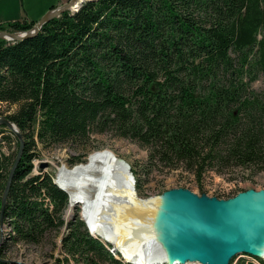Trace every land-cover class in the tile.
I'll return each instance as SVG.
<instances>
[{
  "label": "trees",
  "instance_id": "trees-1",
  "mask_svg": "<svg viewBox=\"0 0 264 264\" xmlns=\"http://www.w3.org/2000/svg\"><path fill=\"white\" fill-rule=\"evenodd\" d=\"M35 22L0 30L27 31ZM260 75L264 0H85L33 36L0 39V104L15 106L5 118L23 139L1 210L19 140L6 154L2 142L12 134L0 131V264H21L8 259L11 247L40 245L64 225L62 246L75 263H125L81 231L78 216L64 223L68 195L51 173L33 174L38 144H75L74 165L97 148L94 135L110 131L147 150L146 174L181 167L199 193L209 171L264 170V89L251 90Z\"/></svg>",
  "mask_w": 264,
  "mask_h": 264
},
{
  "label": "water",
  "instance_id": "water-1",
  "mask_svg": "<svg viewBox=\"0 0 264 264\" xmlns=\"http://www.w3.org/2000/svg\"><path fill=\"white\" fill-rule=\"evenodd\" d=\"M84 1L67 0L48 10L27 31L0 30V39L19 41L33 36L47 20L66 10L77 11ZM0 124L5 125L19 140V149L2 195V210L23 150V139L10 120L0 117ZM65 193L69 205V194ZM145 200L156 203V207L148 212V227L140 225L147 231L130 230L129 223L126 226V223L112 221L108 225L109 235L115 237L117 244L109 238L98 237L105 248L115 254V258L134 264L125 254L147 256L152 253L148 248L152 247L164 255L163 263L166 264H230L234 257L243 254L264 262V189L249 188L231 197L219 198L176 187ZM3 261L11 262L7 259Z\"/></svg>",
  "mask_w": 264,
  "mask_h": 264
},
{
  "label": "rangeland",
  "instance_id": "rangeland-1",
  "mask_svg": "<svg viewBox=\"0 0 264 264\" xmlns=\"http://www.w3.org/2000/svg\"><path fill=\"white\" fill-rule=\"evenodd\" d=\"M63 1L64 0H0V24L6 25L11 21H38L51 7L60 6L67 0ZM263 89L264 77L260 75L251 84V90L255 93H259ZM14 109L15 106L7 107L6 104H0V117H5L6 114ZM1 125L3 124H0V131L9 130L5 125V127ZM10 133L12 134V139L10 143L2 142V151L6 154H15L17 151V137L11 131ZM3 134H6V132L0 133V137ZM89 144L97 146V148L89 151L85 155L82 163L74 165L69 164V159L79 154L75 149V144L68 143L62 148L55 149H44L38 144L33 150L36 154L33 159V174L40 171L43 173H51L53 175V182L59 185L57 180L59 171L70 172L77 167L85 166L94 155L106 154L111 156L118 163L123 164L129 175L130 172L132 173L134 184H136L135 181L138 176L139 185H134V189H132L133 185L132 187L130 186V189H132V194L130 193V195L134 199L145 200L146 198H153L167 189L176 187L188 188L199 194V188L194 181V177L181 167L176 169L160 167L146 174L142 166L147 159V150L130 139L114 137L109 131L105 134L94 135L89 140ZM255 169L256 168H232L221 172L209 171L202 177L203 191L209 196L220 195L221 198H227L235 195L239 191L249 188H254L256 190L264 189V170L257 171ZM70 205L72 207L71 214L67 216L66 212ZM70 205L66 206L62 212L61 217L64 223L76 222V216L84 223V219L86 220L84 216V199H75ZM87 226L84 224L80 230L84 231L85 229L89 235L90 230L94 236H97L90 229L88 222ZM3 230H5L4 226ZM67 233L68 229L64 225L58 232L47 234L40 245L17 244L15 247H11L7 253V257L21 264H78L71 260L63 249L62 240ZM239 259H245L259 264L254 257L245 254L234 257L231 264H235ZM193 264L198 263L194 262Z\"/></svg>",
  "mask_w": 264,
  "mask_h": 264
},
{
  "label": "bare ground",
  "instance_id": "bare-ground-1",
  "mask_svg": "<svg viewBox=\"0 0 264 264\" xmlns=\"http://www.w3.org/2000/svg\"><path fill=\"white\" fill-rule=\"evenodd\" d=\"M57 180L70 195L69 205L75 199H84V216L90 229L97 235L93 237L109 238L117 244L115 237L109 235L111 232L108 225L112 221L126 223V226L129 223L130 230L147 231L140 225L145 224L148 227V212L156 207V203L131 197L133 175L131 172L129 175L126 167L111 156L94 155L85 166L77 167L70 172L59 171ZM71 210L70 205L66 212L67 216L71 214ZM86 220L84 219L85 222ZM89 232L92 234L90 230ZM148 250L152 253L147 256L125 254V257L134 264H166L163 263L165 257L162 253L156 252L152 247Z\"/></svg>",
  "mask_w": 264,
  "mask_h": 264
},
{
  "label": "crops",
  "instance_id": "crops-1",
  "mask_svg": "<svg viewBox=\"0 0 264 264\" xmlns=\"http://www.w3.org/2000/svg\"><path fill=\"white\" fill-rule=\"evenodd\" d=\"M64 1H65V0H64ZM64 1H63V2H64Z\"/></svg>",
  "mask_w": 264,
  "mask_h": 264
}]
</instances>
